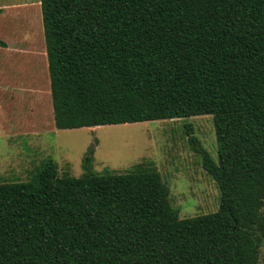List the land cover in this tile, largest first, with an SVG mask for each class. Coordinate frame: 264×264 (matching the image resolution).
Segmentation results:
<instances>
[{
	"label": "trees",
	"instance_id": "16d2710c",
	"mask_svg": "<svg viewBox=\"0 0 264 264\" xmlns=\"http://www.w3.org/2000/svg\"><path fill=\"white\" fill-rule=\"evenodd\" d=\"M55 125L214 117L218 211L181 218L155 167L0 183V264H261L264 0H40ZM3 11L0 6V13ZM0 46L6 43L0 39Z\"/></svg>",
	"mask_w": 264,
	"mask_h": 264
},
{
	"label": "rangeland",
	"instance_id": "374dc122",
	"mask_svg": "<svg viewBox=\"0 0 264 264\" xmlns=\"http://www.w3.org/2000/svg\"><path fill=\"white\" fill-rule=\"evenodd\" d=\"M0 6L5 8L0 16L2 40L14 49L25 48L30 43L31 53L33 47L38 48L37 55L46 50L40 0H0ZM31 53L14 55L9 52L0 64L2 70L11 71V76L17 74L16 70H11L13 67L17 69L24 64L18 100H14L17 96L7 87L0 93V183L31 180L49 158L57 163L60 176H81L85 171L84 159L92 152V169L98 174L107 171L126 173L138 164L155 167L169 185L171 204L181 218L218 211L221 191L205 170L202 157L193 149L187 133L191 126L193 134L218 162L213 115L58 129L51 111L48 65L44 73V64L40 63L42 55ZM40 75H43V81H40ZM4 83L5 78H0V87L7 86ZM39 86L43 87L42 97L35 93ZM12 123H15V131L11 130ZM261 264H264V245Z\"/></svg>",
	"mask_w": 264,
	"mask_h": 264
},
{
	"label": "crops",
	"instance_id": "0c3cea01",
	"mask_svg": "<svg viewBox=\"0 0 264 264\" xmlns=\"http://www.w3.org/2000/svg\"><path fill=\"white\" fill-rule=\"evenodd\" d=\"M14 7H15V5H14ZM18 7H22L23 8V6H18ZM27 6H25V8H26ZM2 9H3V11L0 13V16H1V14L5 11V8L4 7H2ZM8 9H10V7L8 8ZM12 9H14V8H12ZM16 10H18V9H16ZM41 11H42V8H41ZM42 18H43V16H42ZM43 28H44V26H43ZM18 38H20V40L22 41V42H25V43H27L28 44V42L26 41V39L24 38V37H21V36H19ZM1 39V38H0ZM2 40V39H1ZM4 41V40H3ZM15 41V43L16 42H18V41H16V40H14ZM20 41V42H21ZM5 42V41H4ZM6 43V46H0V64H2V60H4V59H6V57L8 56V53L9 52H11V53H13L14 55H15V53H18L19 55L20 54H23L24 55V53H31V51H30V47H28V45L30 44H28L25 48H17V49H14V48H12V46L10 45L9 46V44L7 43V42H5ZM14 45V44H13ZM33 45H34V43H33ZM35 45H36V43H35ZM30 46V45H29ZM27 49H29V51H27ZM33 52L31 53L32 55L33 54H35V55H37V50H38V48L36 49L35 47H33ZM39 50H41V48L39 49ZM42 58H40V63H43L44 64V73H46L45 72V70L47 69V65H48V57H47V47H46V50H43L42 51V53H40L39 54ZM39 55H37V56H39ZM15 57V56H14ZM43 58H46L45 60L43 59ZM35 59L37 60V57H35ZM18 60H20V59H18ZM23 66H24V64H23ZM23 66L22 67H19V68H12L11 70L12 71H15L16 70V73L17 74H13L12 76H11V71H9L8 70V72L6 71V69H4V70H2L3 68H1V65H0V78H5V83H4V85L6 84L7 86H1L0 87V93H3L4 92V88L5 87H7V88H9V90H11V92L14 94V95H16L17 97H16V99H14V100H18V96H20L19 95V93L21 92L20 91V89H21V84H20V82H19V78L22 76V74L24 73V68H23ZM44 75V74H43ZM43 75H40V77H39V79H40V81H43L44 80V78H43ZM46 75V74H45ZM44 75V76H45ZM48 76H50L49 74H48ZM9 77H10V80H9ZM11 77H13V80L11 81ZM46 78V83H47V77H45ZM15 79H17V80H15ZM48 82H49V79H48ZM50 88H51V81H50ZM41 90H43V87H41V86H39L38 87V89H37V91H35V93H38V95H40V94H44L43 92H41ZM42 95H40L39 97H42ZM50 98H51V89H50ZM3 107L4 106H2L1 107V109H3ZM51 111H53V109H51ZM51 116V115H50ZM54 122H55V120H54ZM15 123H12V129L11 130H13V131H15L14 129H15V125H14ZM13 133V132H12Z\"/></svg>",
	"mask_w": 264,
	"mask_h": 264
}]
</instances>
